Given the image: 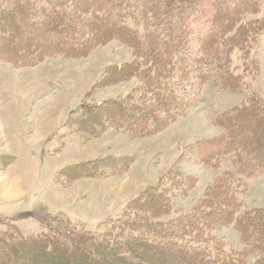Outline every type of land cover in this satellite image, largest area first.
I'll list each match as a JSON object with an SVG mask.
<instances>
[{"label": "trees", "instance_id": "obj_1", "mask_svg": "<svg viewBox=\"0 0 264 264\" xmlns=\"http://www.w3.org/2000/svg\"><path fill=\"white\" fill-rule=\"evenodd\" d=\"M111 1L0 0V62L28 66L50 56L80 58L109 38L131 48L134 58L129 67L107 72L106 78L119 81L131 76L136 80L132 90L116 100L79 106L65 120L68 132L87 139L111 128L142 137L171 123L181 110L184 83L193 75L176 57L180 41L187 34L190 37L192 29H196L193 37L205 34L198 49L201 58L194 62L201 82L215 74L226 88L240 90L244 74L255 70L248 56L264 33L263 17H244L264 0ZM208 5L213 11L209 16ZM234 52L247 64L242 71L229 67ZM213 121L220 133L204 142L206 151H194L214 170L220 169L218 160L228 156L231 169L217 172L188 208L173 202L172 198H182L189 191L186 179L174 168L165 175L168 185L143 191L96 232L76 229V222L64 218L70 231L66 239L45 231L23 236L0 219L4 226L0 264H27L24 256L31 261L39 254L50 264H85V259L100 264H151L152 257L157 264H264V208L239 214L235 197L246 179L264 175V98L251 91L243 104ZM128 163L110 156L68 169L101 177ZM68 177L60 173L57 182L65 184ZM173 210L174 218L156 220ZM230 223L238 226L241 249L227 248L212 233ZM253 253L256 256L249 261Z\"/></svg>", "mask_w": 264, "mask_h": 264}, {"label": "rangeland", "instance_id": "obj_2", "mask_svg": "<svg viewBox=\"0 0 264 264\" xmlns=\"http://www.w3.org/2000/svg\"><path fill=\"white\" fill-rule=\"evenodd\" d=\"M207 9L208 16L213 14L211 5ZM257 17H263L264 22V2L244 19ZM192 30L190 37L187 34L184 42L180 41L181 51L176 54L178 64L186 66V73H193L183 86L181 110L166 127L142 137L106 128L84 139L64 127L67 116L79 106L116 100L136 84L131 76L119 81L106 78L107 72L129 67L133 61L131 48L120 40L109 38L80 58L50 56L28 66L0 62V219L9 223V229L23 236L45 231L66 239L70 231L63 219L67 218L76 222V229L96 232L129 201L139 199L143 191L168 185L165 175L174 168L186 179L184 185L189 191L182 198L172 199L186 209L217 172L231 169L228 156H222L218 160L220 169L214 170L194 149L206 151L204 142L220 133L213 120L243 104L251 91L264 98V33L248 56L255 70L244 74L245 84L240 90H232L215 74L200 81L194 62L201 58L198 49L205 42V34L193 37L196 29ZM171 56L174 58V53ZM229 58V67L237 71L247 65L237 52ZM202 71L205 74V69ZM110 156L123 157L129 163L113 175L101 177L68 169ZM58 173L69 176L65 184L57 182ZM244 182L235 196L240 202L239 214L246 209L264 208V175ZM173 211L156 220L174 218ZM237 227L230 223L212 233L227 248L237 250L243 246ZM255 256L249 255L248 260ZM25 258L27 264L51 263L41 254L35 260ZM149 263L157 264L156 258ZM85 264L100 261L85 259Z\"/></svg>", "mask_w": 264, "mask_h": 264}]
</instances>
